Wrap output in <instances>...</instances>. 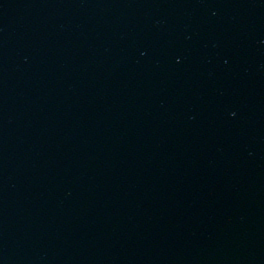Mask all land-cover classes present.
Returning <instances> with one entry per match:
<instances>
[{
	"label": "water",
	"instance_id": "1",
	"mask_svg": "<svg viewBox=\"0 0 264 264\" xmlns=\"http://www.w3.org/2000/svg\"><path fill=\"white\" fill-rule=\"evenodd\" d=\"M238 0H0V264H199Z\"/></svg>",
	"mask_w": 264,
	"mask_h": 264
}]
</instances>
